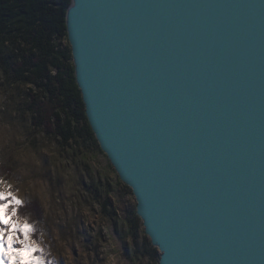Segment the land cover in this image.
Here are the masks:
<instances>
[{"label": "water", "instance_id": "95a60500", "mask_svg": "<svg viewBox=\"0 0 264 264\" xmlns=\"http://www.w3.org/2000/svg\"><path fill=\"white\" fill-rule=\"evenodd\" d=\"M65 24L157 264H264V0H70Z\"/></svg>", "mask_w": 264, "mask_h": 264}, {"label": "rangeland", "instance_id": "374dc122", "mask_svg": "<svg viewBox=\"0 0 264 264\" xmlns=\"http://www.w3.org/2000/svg\"><path fill=\"white\" fill-rule=\"evenodd\" d=\"M6 78L0 66V164L9 168L0 187L7 185L22 204L36 201L43 210V220L34 224L30 217L14 220L35 229L28 239L43 255L32 264H157L158 251L144 246L142 224L134 235L121 233L124 241L116 231L117 224L128 229L125 219L135 200L105 155L91 144H62L34 127L28 85ZM101 181L106 189L99 192ZM103 197L116 215L103 212Z\"/></svg>", "mask_w": 264, "mask_h": 264}, {"label": "trees", "instance_id": "16d2710c", "mask_svg": "<svg viewBox=\"0 0 264 264\" xmlns=\"http://www.w3.org/2000/svg\"><path fill=\"white\" fill-rule=\"evenodd\" d=\"M69 4L70 0H0V66L12 84L28 85L26 93L34 127L62 144H91L103 153L87 121L75 81L65 24ZM8 169L0 164V178L7 175ZM119 183L131 192L120 180ZM99 184V192L106 189L105 181ZM100 204L103 212L116 215L114 210H109L110 202L106 197ZM17 216L30 217L34 224L43 220V210L36 201H31L18 207ZM125 221L126 231L124 225H116L123 241L122 234L134 235L142 224L135 206ZM144 246L148 252L158 251L148 237ZM159 255L158 252L157 263Z\"/></svg>", "mask_w": 264, "mask_h": 264}, {"label": "snow or ice", "instance_id": "6c2138e0", "mask_svg": "<svg viewBox=\"0 0 264 264\" xmlns=\"http://www.w3.org/2000/svg\"><path fill=\"white\" fill-rule=\"evenodd\" d=\"M21 204L7 185L0 187V264H32L34 258L43 255L28 239V231L34 227L14 223Z\"/></svg>", "mask_w": 264, "mask_h": 264}, {"label": "clouds", "instance_id": "9594fccd", "mask_svg": "<svg viewBox=\"0 0 264 264\" xmlns=\"http://www.w3.org/2000/svg\"><path fill=\"white\" fill-rule=\"evenodd\" d=\"M12 254L10 253V256H11Z\"/></svg>", "mask_w": 264, "mask_h": 264}]
</instances>
